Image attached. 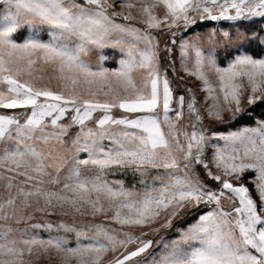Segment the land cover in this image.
<instances>
[{"label": "snow or ice", "instance_id": "6c2138e0", "mask_svg": "<svg viewBox=\"0 0 264 264\" xmlns=\"http://www.w3.org/2000/svg\"><path fill=\"white\" fill-rule=\"evenodd\" d=\"M0 4V264H264V0Z\"/></svg>", "mask_w": 264, "mask_h": 264}, {"label": "rangeland", "instance_id": "374dc122", "mask_svg": "<svg viewBox=\"0 0 264 264\" xmlns=\"http://www.w3.org/2000/svg\"><path fill=\"white\" fill-rule=\"evenodd\" d=\"M137 2H139V0H137ZM117 7L120 8V4H117ZM3 8V5L0 4V9ZM122 11H129V9L126 8H122ZM133 15H138V10L133 8L131 9ZM24 35V32L21 33V36ZM21 36H18L17 39H20ZM164 37L162 36L161 39H163ZM105 55L108 57L105 61H104V66L105 67H117L118 66V59H119V52L118 50H113V49H105L104 50ZM113 53H115V55H113ZM176 58H177V63H176V68L178 70V77H183V80L181 82V88L180 91H183L185 88H190L193 90V92L195 93L196 97H197V101H198V106L201 108V111L204 113L205 116V126H209L208 123V117H207V113H206V108L208 106V104L211 103V100H208L206 103L203 101V97L206 96V92L203 89L202 86V82L197 79L195 76L190 75L189 73L183 71V69L180 68V64H179V52L177 51L175 53ZM93 60H95V57H93ZM50 71V70H49ZM173 78V74H171L170 72V79ZM212 80L215 79L214 76L210 77ZM52 86H55V80H53L52 82ZM187 100V97H186ZM2 111H8L9 113H11L12 111H20V110H3L0 109V112ZM227 115V114H226ZM243 120V119H242ZM242 120L239 123H234L231 125V128L235 129L237 127H240L242 125H240V123L242 122ZM183 123L185 125L188 124V121H183ZM215 127L223 130V131H227L229 129V125H222L220 123H215L214 125ZM247 175V174H246ZM109 180H123L125 181L126 186H132L133 184L136 183L135 180H133V177L131 175V173H125V172H116L115 174H110L108 176ZM248 187L253 195V198L255 199H259L258 195L255 191V189L253 188V186L251 184H248ZM0 191H2V189H0ZM226 208H228L230 210V206L226 205ZM43 219L42 214L36 213L35 214V221L34 222H40V220ZM68 219L69 221H71V218H65ZM79 219H86L88 221H92L93 218L91 217H87V218H79ZM103 221V217H96L95 220L93 222H102ZM21 227H23L24 225H20ZM36 232L44 237L48 236V233L46 231H41V230H36ZM71 246H75V240L74 238L71 241ZM107 259V257H106ZM36 264H58V258L53 255L51 258L45 254L42 255L40 260L36 262ZM72 264H76L75 260L72 261Z\"/></svg>", "mask_w": 264, "mask_h": 264}, {"label": "trees", "instance_id": "16d2710c", "mask_svg": "<svg viewBox=\"0 0 264 264\" xmlns=\"http://www.w3.org/2000/svg\"><path fill=\"white\" fill-rule=\"evenodd\" d=\"M260 111L261 109L257 108L256 109V112L253 113V115H259L260 114ZM251 123V121L247 120L246 118L242 120V122L240 123V125H243V124H249Z\"/></svg>", "mask_w": 264, "mask_h": 264}]
</instances>
